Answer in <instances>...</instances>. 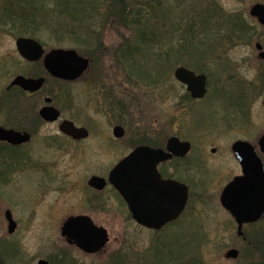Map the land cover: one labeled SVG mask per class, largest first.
Masks as SVG:
<instances>
[{
    "label": "rangeland",
    "instance_id": "obj_1",
    "mask_svg": "<svg viewBox=\"0 0 264 264\" xmlns=\"http://www.w3.org/2000/svg\"><path fill=\"white\" fill-rule=\"evenodd\" d=\"M5 1L0 0V126L21 127L22 117L35 120L52 91L63 117L88 129L91 137L74 144L59 134V122L41 124L24 150H0V157L26 155L49 172L40 175L18 157L7 168L15 170L10 184L0 181L3 264H38L42 259L51 264H264L252 243L238 237L234 220L220 205L223 188L240 175L232 144L247 140L255 146L264 135V62L256 49L258 43L264 49V28L250 16L251 8L264 0H90L100 6H86L80 24L61 15L52 0L40 2V10L30 17L5 20ZM123 1L127 23L114 10ZM90 16L94 18L89 22ZM232 17L246 22L248 38L231 36ZM85 35L97 36L106 52L70 86L41 73V62H25L16 48V40L25 37L39 41L46 53L59 48L84 56L89 47L83 42ZM127 46L129 54L123 53L121 60L118 56ZM180 66L207 77V96L195 105L174 78ZM38 74L47 78L41 92L7 90L17 76ZM112 103L123 111H116ZM118 125L127 130L120 142L111 133ZM136 133L160 142L172 136L191 142L202 153L207 170L192 187L188 210L179 222L159 232L138 226L112 187L102 192L88 187L94 175L107 179L128 154ZM49 138L58 144L49 145ZM212 148L216 154H211ZM43 187L47 190L38 199ZM6 210L21 221L13 235L7 231ZM78 215L89 216L107 230L110 242L101 253L84 254L61 237L64 221ZM244 231L252 242H264L258 240L264 237V222ZM232 249L240 256L227 261Z\"/></svg>",
    "mask_w": 264,
    "mask_h": 264
},
{
    "label": "water",
    "instance_id": "obj_2",
    "mask_svg": "<svg viewBox=\"0 0 264 264\" xmlns=\"http://www.w3.org/2000/svg\"><path fill=\"white\" fill-rule=\"evenodd\" d=\"M250 15L264 26V5H255ZM16 45L21 56L28 61L38 62L43 58L44 51L35 40L19 39ZM257 48L262 50L260 44H257ZM260 57L264 60V52ZM88 65L89 61L79 57L75 51L53 50L44 58V66L49 74L68 81L81 77ZM175 77L188 86L193 98L205 96L207 92L205 76H196L184 68H178ZM44 83L43 78L35 80L19 76L11 87H21L33 93L39 91ZM59 114L53 108H43L40 112L41 117L50 122L57 120ZM61 130L77 140L88 137L86 130L76 129L70 122L63 123ZM121 133V128L115 129L116 136ZM0 141L22 145L30 141V136L0 128ZM189 149L188 143H180L176 138L169 141L168 150L173 153L181 151L180 155L183 156ZM259 149L264 154V136L259 141ZM232 150L241 164L244 176L235 178L224 189L221 204L236 220L238 234L243 236L244 224L264 219V163L257 156L256 149L247 142H237ZM165 159L167 155L161 150L140 148L121 161L109 176L110 183L127 204L133 219L140 226L154 231H161L166 225L176 221L188 200V188L185 185L163 181L158 175L157 165ZM88 185L101 191L105 188L106 182L93 177ZM6 219L9 223L8 233H15L17 224L10 211L6 212ZM62 236L66 238L68 244L90 255L100 253L109 242L107 231L94 225L86 216L69 218L63 225ZM238 256L237 250H231L226 254L227 259L235 260ZM39 264L48 263L40 261Z\"/></svg>",
    "mask_w": 264,
    "mask_h": 264
},
{
    "label": "flooded vegetation",
    "instance_id": "obj_3",
    "mask_svg": "<svg viewBox=\"0 0 264 264\" xmlns=\"http://www.w3.org/2000/svg\"><path fill=\"white\" fill-rule=\"evenodd\" d=\"M90 0H88V2H89ZM120 4H121V2H118L117 3V5L116 6H118L119 8H121L120 7ZM95 6V8H98V6H100V5H96V4H94ZM87 6V9H88V7L90 8V6H88V4L86 5ZM113 7H115V4L113 5V6H111V8H109V10L110 9H112ZM118 7H115L114 8V10L116 11V13L118 12L119 13V15H120V10L118 9ZM93 8V7H92ZM89 10H92V9H89ZM111 15H114V14H110V16ZM116 16V15H115ZM94 17H92V16H90L89 17V22L91 21V19H93ZM117 18V17H116ZM95 34V33H94ZM103 49L104 50H102V52L100 51V53H98V54H92V55H90V53L89 54H87V59H89V68H88V70L82 75V77H80L79 79H77V80H75V81H72V82H69V81H63V80H59V79H54V78H52L54 81H57V83H63V84H65L66 86H70V85H73V84H75L76 82H78L80 79H82L83 78V76L90 70V68H91V66H94L95 65V61H96V57L97 56H100V55H102V53L104 52H106V50H105V47L103 46ZM258 51V50H257ZM259 52V51H258ZM103 53V54H104ZM122 55H123V52H122V54H121V56H118V58H122ZM105 57H107V56H103V58H105ZM258 58L260 59V52H259V54H258ZM123 59V58H122ZM261 60V59H260ZM262 61V60H261ZM264 62V61H263ZM132 78V77H131ZM46 83H47V79H46V82H45V85L43 86V88H42V90L44 89V87L46 86ZM96 83V82H95ZM99 83V82H98ZM41 90V91H42ZM40 91V92H41ZM39 93V92H38ZM26 95H35V94H37V93H35V94H29V93H25ZM54 95H53V92L52 91H50V92H48L47 93V95L45 96V98H44V101H43V103H44V105H45V102H46V99H50L51 100V105L52 106H54V107H56L55 105H54ZM189 97L191 98V105H195L197 102H200V101H202V100H196V99H193V97H192V94H189ZM112 105V107L116 110V111H123V109H122V107H121V105L120 104H117L118 106H120V107H118V106H116V105H114L113 103L111 104ZM57 108V107H56ZM58 110L61 112V117H60V119H59V121H57V122H54V123H46L45 121H44V123H43V121L41 122V120L42 119H40L39 117V111H38V114L37 115H34V117H35V120L33 119V118H27V117H22L23 119V121L25 122L24 124H23V126H19V127H14V128H8V129H13V130H15V131H19V132H21V133H27V134H29L30 136H31V141L34 139V135H35V132L37 131L36 129L37 128H39L40 126H41V124H56V123H58L59 122V125H58V131H59V129H60V123H61V121H63V120H69V121H72V122H74L75 120H70V119H67V118H64L63 117V113H62V111L58 108ZM32 119V120H31ZM22 123V122H21ZM75 123V122H74ZM77 124V123H76ZM77 126V125H76ZM1 127H3V126H1ZM77 127H79V128H82V127H80V126H77ZM116 127H119V128H121L122 129V133H121V135H119V136H116L115 135V128ZM5 128V127H4ZM85 128V127H84ZM88 130V129H87ZM89 131V130H88ZM89 138L91 137V132L89 131ZM111 133H112V137H113V139H114V141H118V142H120L121 140H123L125 137H126V135H127V130H126V128L125 127H123V126H114L113 128H112V131H111ZM63 138H65V140H68V141H70V142H72V143H74V144H80V143H82V142H85V141H87L89 138H87L86 140H82V141H75V140H73L71 137H69V136H66V135H63V134H61V133H59ZM139 134L138 133H136V137L134 138V140H132L131 141V147H130V149H129V152H128V154L127 155H125L123 158H125V157H127L129 154H131V153H133L135 150H137L138 148H140V147H150V148H156V149H162L164 152H166V153H170L169 155H170V157L168 158V159H166L165 161H163L162 163H160L159 165H158V167H157V169H158V173H159V175H160V177H161V179H163V180H165V181H176V182H178V183H181V184H184V185H187V187L189 188V200H190V197H191V194H192V192H193V188L192 187H194V185H195V183L197 182V179L198 178H200V176H201V174H203V173H205L207 170H206V168H205V162H204V159H203V156H202V153L201 152H199V151H197L196 150V148L192 145V143L191 142H188V141H183V142H188V143H190V149H189V152H188V154H186V155H180V152L181 151H178V153L176 154V153H172V152H169L168 150H167V146H168V144H169V140H170V137H168V138H166L165 140H163L162 142H160V141H156V140H154V139H150L149 137H148V134H146V135H144V134H142V135H140V136H138ZM50 139V138H49ZM31 141L30 142H28V143H26V144H23V145H18V146H15V145H12V144H9V143H7V142H4V141H0V150H4V149H9L10 151H9V153H11V152H14V153H16L15 151H17V150H24L28 145H31ZM182 141V140H181ZM237 141H239V140H237ZM245 141H247V140H245ZM236 142V141H235ZM113 143V142H112ZM50 144H55V145H57L58 143H57V140L55 139V138H52V139H50V142H49V145ZM213 149V148H212ZM217 153V149H216V151L214 152V153H212V150H211V154H216ZM2 155H4L1 151H0V156H2ZM231 156H232V154H231ZM19 158H20V162L22 163V164H24V163H27V164H32L33 166L31 167L32 169H30V168H28V169H25V170H23V173L26 171V170H34V171H37V172H39L40 173V175H41V173L42 172H44V173H46L47 175L49 174V172L47 173V171H43V170H41L40 168H39V163L38 162H36V161H34L33 159H31L30 157H27L26 155H19L18 156ZM18 157L16 156H7V155H5V156H3V157H0V167L2 168V166H3V168L2 169H0V181L2 182V183H4V185H8V184H10V183H8L9 181H10V177H11V175L15 172V170L12 172V170H10V171H8L7 170V168H8V166L11 164V162H13V163H15V162H18ZM233 158V157H232ZM233 160H234V162H235V164L239 167V164L235 161V159L233 158ZM15 161V162H14ZM120 161V160H119ZM37 164H38V166H37ZM5 169V170H4ZM47 170H48V168H47ZM9 175V176H8ZM240 175H241V170H240ZM239 174L238 175H235L233 178H235V177H238V176H240ZM51 178H49V180H50ZM45 181H48V179H45ZM7 183V184H6ZM42 184V183H41ZM51 184V183H50ZM107 186H109V185H107ZM110 187H112V186H110ZM113 189V188H112ZM40 190H41V192H40ZM47 190V188L46 187H43L42 189L40 188L39 189V197H38V199L40 198V197H43V195H44V193H45V191ZM93 190V189H92ZM93 191H95V190H93ZM96 192V191H95ZM42 199V198H41ZM189 200H188V204H187V206H186V208H185V211L183 212V214L181 215V217L184 215V213L188 210V206H189ZM43 201V200H42ZM41 201V202H42ZM7 211V210H6ZM6 211L4 212V218H5V213H6ZM11 211V210H10ZM12 215H13V218H14V220L17 222V226H18V228H19V225L21 224V221L20 220H18V218H16L15 217V215L12 213ZM180 217V218H181ZM180 218H179V220H180ZM6 221V220H5ZM28 221H30V220H28ZM6 224H7V226H8V223L6 222ZM243 241H245L246 239H242ZM51 261V260H50ZM50 261H48L47 260V262L49 263V264H51L50 263ZM54 262L52 261V264H53Z\"/></svg>",
    "mask_w": 264,
    "mask_h": 264
},
{
    "label": "trees",
    "instance_id": "obj_4",
    "mask_svg": "<svg viewBox=\"0 0 264 264\" xmlns=\"http://www.w3.org/2000/svg\"><path fill=\"white\" fill-rule=\"evenodd\" d=\"M42 1H50V0H6L4 3L6 4V6L4 10H2V12L4 11L2 18H4L5 20L12 21L13 19L16 18V15L18 16L21 15L23 16V18L30 17L36 11L40 10L39 4ZM52 1H54L55 7L58 8L59 13L61 15L65 16L69 20L75 21L78 24L83 22L85 12L84 14H82V12L86 9V5L88 4V6H94V4H92L91 2H88V0H75V2L73 1V3L70 2L69 5L63 2L64 0H52ZM123 5L126 6L124 1L121 2V9H123V11H121L120 13V19L122 23H127V16H126L125 8L123 7ZM28 9L31 10V14L28 13ZM213 12L216 13L218 11L213 8ZM229 22H230L229 30H230L231 36L238 35L239 38H243V39L248 38L247 31L249 30V27L244 20L238 17L236 18L232 17ZM134 24H135V21H134ZM73 34L75 36L76 33L74 32ZM141 35L144 36L142 32H141ZM96 37L97 36H94L93 38H91V37H88V35H85V38L83 39V42L86 45H89L87 51L91 50L89 51L90 55L98 54L100 53V51L102 52L103 50L102 42H100L99 40H96ZM261 234L263 235L264 233H261ZM246 239L247 241H250V243H252L251 246H252L253 252H255L257 255L259 254L258 259H260V261H264V255H263L264 254L263 253L264 242L262 241L264 237H260V239L258 238V240H261L262 243L259 241L256 243L252 242V238L248 234H246ZM159 253L160 252L156 254V258L157 256H159ZM14 255L15 256L17 255L16 250L14 251ZM68 264H73V262H69Z\"/></svg>",
    "mask_w": 264,
    "mask_h": 264
}]
</instances>
